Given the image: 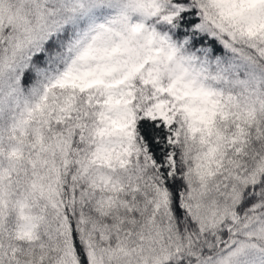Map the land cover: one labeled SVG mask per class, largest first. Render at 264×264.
Instances as JSON below:
<instances>
[{
  "label": "snow or ice",
  "instance_id": "obj_1",
  "mask_svg": "<svg viewBox=\"0 0 264 264\" xmlns=\"http://www.w3.org/2000/svg\"><path fill=\"white\" fill-rule=\"evenodd\" d=\"M0 264H264V0H0Z\"/></svg>",
  "mask_w": 264,
  "mask_h": 264
}]
</instances>
